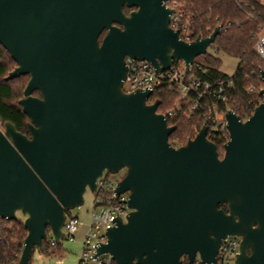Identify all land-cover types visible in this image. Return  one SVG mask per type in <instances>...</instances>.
I'll return each instance as SVG.
<instances>
[{
	"label": "water",
	"instance_id": "1",
	"mask_svg": "<svg viewBox=\"0 0 264 264\" xmlns=\"http://www.w3.org/2000/svg\"><path fill=\"white\" fill-rule=\"evenodd\" d=\"M169 1L0 0V46L16 64L6 80L28 77L18 104L29 137L10 123L0 130V220L24 216L18 264L42 249L47 231L59 245L66 213L83 205L86 188L95 193L104 172L121 171L114 193L128 194L130 212L95 257L193 264L198 255L216 264L230 236L240 239L235 264H264V72L252 115L241 122L225 114L222 158L205 127L172 147L176 127L157 113L161 102L123 91L126 58L157 74L174 60L188 70L219 33L180 40L168 26Z\"/></svg>",
	"mask_w": 264,
	"mask_h": 264
},
{
	"label": "trees",
	"instance_id": "2",
	"mask_svg": "<svg viewBox=\"0 0 264 264\" xmlns=\"http://www.w3.org/2000/svg\"><path fill=\"white\" fill-rule=\"evenodd\" d=\"M177 8L184 13L189 22V35L193 40L206 38L219 27V33L210 45L212 52L203 56L204 63H194L188 73L199 80L214 81L231 79L232 88L227 91L226 104L241 120H247L254 109L262 101L258 93H248L251 86L258 90L262 87L260 73L264 72V63L256 53L255 45L258 36L264 32V4L259 0H175ZM126 14L129 10L124 9ZM103 35L100 37L102 39ZM224 54L237 60L234 74L228 76L219 71L220 59L216 54ZM16 67L8 53L0 46V122L3 129L6 123L14 126L15 130L29 137L27 128L28 118L23 114L18 102L28 77L23 76L6 80L8 74ZM34 95H38L35 93ZM170 94H161L158 99L164 103L171 99ZM159 107L157 112H161ZM202 112L193 115H178L172 122L176 130L170 135L168 142L174 148L186 144L195 137L203 127ZM226 135V132L224 133ZM216 146L219 158L223 156V145L228 136L221 132H213L207 137ZM222 154V156H221ZM96 198L100 194L95 193ZM226 211V206H219ZM48 232V231H47ZM26 237L22 220H0V264H18L22 251V242ZM49 242H44L42 252L49 253ZM28 264H30V259Z\"/></svg>",
	"mask_w": 264,
	"mask_h": 264
},
{
	"label": "built area",
	"instance_id": "3",
	"mask_svg": "<svg viewBox=\"0 0 264 264\" xmlns=\"http://www.w3.org/2000/svg\"><path fill=\"white\" fill-rule=\"evenodd\" d=\"M166 6L173 10V14L170 15L169 19V28L179 32L180 40L186 43L194 41L189 35V22L185 19L184 13L177 8V2L175 0L169 1ZM255 50L264 63V32L258 36ZM125 61L127 77L123 86L124 92L130 93L135 90L149 91L151 94L146 100L147 105H152L159 100L158 96L161 94L166 93L173 96L168 101L161 103L159 107L162 106L163 109L161 112H157L164 117L168 126H172L173 120L178 115L185 114L190 116L201 111L204 122L203 127L206 128L207 137L211 136L213 132H221L223 137L228 136L225 129V114L231 110L228 107L221 108L220 105L226 104L228 100L227 91L232 88L231 79L214 81L213 83L207 80L201 81L188 74L193 64L186 70L185 64L181 60H174L171 66L160 74H157L154 67L148 62L134 61L129 58H126ZM127 85L129 87L128 90L125 88ZM261 90L262 87L258 90L256 87L251 86L248 89V93L257 92L260 96ZM240 121L245 122L246 120L240 119ZM0 130H2L1 122ZM223 132H226V135ZM104 173L96 181L95 193L100 194V196L96 198L94 206L98 212L91 215L87 232L81 242L78 264H114L107 254L97 257L95 255L100 246L107 243V230L115 226L116 220L123 222L122 218H126L130 212L127 207L128 194L116 195L114 188L117 183H112L105 179L103 177ZM80 226L81 224L77 217L66 215L61 228V240L74 242V236ZM47 236L48 247L50 249L56 248L58 245L49 231ZM239 242L240 239L230 236L224 239L217 251L216 264H235ZM180 260L181 264H188L186 257H182ZM193 264H202L198 255Z\"/></svg>",
	"mask_w": 264,
	"mask_h": 264
},
{
	"label": "rangeland",
	"instance_id": "4",
	"mask_svg": "<svg viewBox=\"0 0 264 264\" xmlns=\"http://www.w3.org/2000/svg\"><path fill=\"white\" fill-rule=\"evenodd\" d=\"M259 1L264 4V0ZM210 52H212L211 47L207 49V53ZM203 56L195 58L194 63L203 64ZM216 56L220 59V65L218 67L219 71L228 76H232L236 70L237 60L222 53L216 54ZM125 88L128 90V85ZM124 173V171H121L116 175H111L105 172L103 177L109 182L118 183L124 176ZM95 202L96 194L86 188L83 194V205L66 213L68 216L77 217L81 224L78 232L74 236V242L61 240L56 248L48 250L49 253L42 252L35 248L30 255V264H78V258L81 252V242L87 232V226L91 221V215L98 212L94 206ZM17 217L22 221L24 220V216L20 213H17ZM122 220L124 222L125 218L123 217Z\"/></svg>",
	"mask_w": 264,
	"mask_h": 264
},
{
	"label": "flooded vegetation",
	"instance_id": "5",
	"mask_svg": "<svg viewBox=\"0 0 264 264\" xmlns=\"http://www.w3.org/2000/svg\"><path fill=\"white\" fill-rule=\"evenodd\" d=\"M129 12H130V11H129ZM102 35L104 36V35H105V32H104ZM34 96H36V95H34ZM37 96H38V95H37ZM37 96H36V97H37ZM234 238H235V239H239V238H237V237H234Z\"/></svg>",
	"mask_w": 264,
	"mask_h": 264
}]
</instances>
